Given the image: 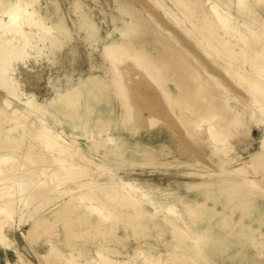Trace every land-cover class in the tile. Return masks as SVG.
I'll use <instances>...</instances> for the list:
<instances>
[{"label":"bare ground","instance_id":"obj_1","mask_svg":"<svg viewBox=\"0 0 264 264\" xmlns=\"http://www.w3.org/2000/svg\"><path fill=\"white\" fill-rule=\"evenodd\" d=\"M175 1L179 8L183 11L181 12L180 10V14H184V18L186 15L192 19H195L193 17L199 16V23H195L193 29H195L197 33L202 34L203 38L208 42L206 49H219L221 52L224 51L227 57L229 56V58H231L229 64L232 66L233 64L235 65V67H233L234 73L238 74L242 80L247 81L251 85L252 89L254 90V94H256L257 90L264 92V85L259 80L250 75L253 72L247 74L246 72H249V70L244 68L242 64L239 65L240 59L249 56L247 55V52L244 50V48H242V51L239 52L235 47L232 46L234 41L233 38L236 39L240 37L244 40L246 38V36L242 35L241 30L231 25L233 18L232 14L225 10L224 6H220V4L214 0ZM35 2L37 3V0H0V89L2 90L0 97V240L4 241L5 239H9L6 234V227H11L13 225L12 217L14 216L16 209L19 208L18 202L23 200L20 204L21 210H23L22 208L25 210L28 208L29 210V208H31L30 205L34 203L35 199H38L37 201H41L42 199H39L44 197L45 201H49L51 196L47 195V192L53 187V189H55L58 194L69 193L70 197L68 202L66 201L63 206H60V208L43 215H38V212H36V214L30 213V216L34 215V217H36L37 215V217L35 218V221L31 225L30 229L27 231L31 241L38 242L40 240L42 241L41 245L48 244V252L45 254L44 258L47 261L53 260L52 255H50V253L53 251V254L55 255L54 258L56 260L62 258V256L65 255L75 264H132L130 259L120 257V255L125 254V251H127L128 241L125 240V238L135 235L136 240L140 241L139 238L147 235L146 231L149 229V235L160 234L165 236L171 234V239L169 238L168 240L171 243H177L186 237H190L194 240H192L194 244L191 251H188L186 247L183 248L180 245H178V250H170V257L179 263L181 260H183L185 261V264H226L229 262V264H264V261H260L258 259V255L264 253V248L259 245L261 241L259 240V236L257 234L247 237L245 242L246 250L243 254L241 252L243 249H240V247H238L237 250H234V252H229L230 249L236 247L238 244L237 242L242 240L240 237L234 238L235 233L233 231H240L236 223L232 224V228H228L229 231L225 232L224 229H221V232H214V227L219 226L221 228L222 225V219L220 218L216 220L214 216L222 213L223 208L224 210L226 209L225 207L227 205L225 203L221 202L220 206L212 204L207 206L205 205L203 209H200L197 207L199 201H195V199L188 197H179L177 198V202L172 201L171 203L164 205L160 202V200L155 201L153 195L156 197V192L160 191V189L156 190V187L154 186L152 189L142 191L140 190V186L128 179L103 182L104 180L102 177L107 175L104 173L106 172L104 170H107V166L96 162L93 159V155L96 153L94 152L93 148L95 147V151H97V144L106 140L107 136L105 135H110V129L121 128V125L113 126L115 120L103 119L100 116V126L98 128V132H96L94 128L89 132L83 128V123L77 121V117L72 112H67L64 113L63 116H60L54 109L48 110L49 112H46V108H43L38 103H33L35 95L33 93L25 92L20 87L18 78L13 74V70L15 69L14 67L16 66L15 63L18 60H26L30 54V50H33L35 53H41L43 52V48L46 44L50 45V48H52L50 53L52 60L54 59L59 62V67L56 72L59 73L60 71L63 73V77H60L59 74L56 73V75L53 74L49 77V81L52 85L58 84L62 81V79H65V81L69 83V81L72 80L73 73L77 69L81 60L76 57L78 52L81 50L78 51L77 47L69 45V39L73 31L66 25L59 26L53 23L55 26H50L46 22V17L41 12H39V8H37ZM207 2L210 4L209 7L212 14H209L208 11L203 8L201 14L198 15V8L200 6H206ZM119 5L123 11L122 13L125 16L126 14H130L131 16V19L129 20L118 17V21L122 20L123 24L121 25L115 23V25H113L114 30H120V34L123 35V37L119 40L110 39L109 37L103 38L101 36L99 26L94 22V20H92L90 12L86 9L88 7L87 5L85 8V6L80 3V1L77 2L76 0V4L72 12H75L78 18L76 19L79 20V30H82V32H85L86 34V49H89V52L91 53V51H93L94 45L95 47L100 46L103 56H105L106 59L111 62V70L113 72L112 74H114L112 79L116 85H114V87L118 89V95H120L122 98L120 99L125 102L124 111H128L129 113L131 110L130 108H132V104L134 106L137 103L138 107L135 108L134 106V108L137 110H139L138 108L143 107L145 104L144 101L140 99L133 101V103L132 101L130 102L128 92L125 87V82L128 76L124 75L123 73L124 71L122 67L124 65L122 67L119 65L121 63L125 64L126 60H131V64H133L134 60V63H137L134 65H136L138 70H141L142 67H144V72L147 69L149 72V74L147 72L148 75L151 74L150 76L155 80L156 78L159 79V81L156 80L158 83L164 80L173 81V85L176 88L175 93H173L171 89L165 87L163 82V86L161 85L162 87L160 86V83H155L156 86L159 85V87H161L160 90L162 88L164 89H162V91H164L167 96H165V94L163 95L167 97V99L169 98V104L171 101L173 106L181 107L180 113L177 112V115L184 119V121H188V119H185L187 116L185 113L186 111L193 114L192 116H194V113L200 114L204 120L206 119L207 122H209L207 126L208 137L210 136L216 142H222L224 140L222 135L226 137V135H231V133L234 134V129L232 130L233 132L230 133L231 127L229 126L230 122L228 120L227 121L229 123L227 126L221 123V119H217L218 116H220V112L218 113L216 111L218 109L217 98L212 93H207L205 85L203 86L204 88L201 86L204 83L206 84L205 81H207V78L203 75L199 67L188 59L182 60V57L179 58V56H181L183 53L179 48H177V46L175 47V50L173 49L175 52L171 50V46V49L168 48L167 46L169 45V40L168 45H166L167 48L157 50V53L147 48L146 45H148L149 41L146 40L144 43H141L139 42L138 38H135L137 41L135 42L134 35L137 36V31L143 30L140 24L141 21L139 18L134 17V8L132 6L122 1ZM56 11L59 12V9ZM213 14L216 16L218 21L214 19L215 16H213ZM112 20L116 21L117 19L113 18ZM114 21L111 22L114 23ZM25 26H37V34H30L25 29ZM72 26H74V24ZM157 26L158 25H156V27ZM150 27L152 28V26ZM220 27L223 28L222 33L219 31V29H221ZM155 29L158 31V28ZM50 30L51 34L49 33ZM249 30L250 33H255L254 30ZM110 33L111 32H109V34ZM155 33L156 31L154 30V35ZM156 35L158 36V34ZM157 36V39L154 36L156 40L159 39V36ZM253 36L254 38H262L261 34ZM166 38L164 36L161 41L159 39V42H163V44H165L166 42L164 43V40L167 41ZM198 41L201 42L200 39H198ZM155 47L156 46H154V48ZM260 49L263 51L264 45H261ZM44 52L46 53V51ZM45 59H47V57ZM35 60L37 61V59ZM49 60L51 62V59ZM49 60H47V62ZM54 60L52 63H54ZM134 65L125 66H128L129 70V67ZM139 65L142 67L140 66L139 68ZM126 68L127 67L124 69ZM130 69L132 68L130 67ZM157 72L159 75L156 74ZM139 73L141 74V72ZM227 74L228 73H226V75ZM257 74L261 77V73ZM136 75L138 74L136 73ZM156 75H158V77H155ZM90 76H92V72H90L87 77H85L84 80L86 82L84 81V86H86L91 80H89ZM144 78H142V80H144ZM133 79L134 77L132 80ZM206 85L208 86V84ZM96 86H98V82L92 84V88H96ZM159 87H157V89ZM93 91L95 90L93 89ZM82 99L83 98H81V95L72 96L69 100V103L74 101L82 103ZM48 100L53 103V106L57 101L53 97L51 99L49 98ZM205 100L206 102H204ZM17 101L24 104L25 108L27 109L20 108L17 104H15ZM253 103L257 105L258 103L260 104V101L255 98ZM226 104H228V102ZM205 107L207 108L206 110ZM187 109H189V111ZM228 109L231 110L230 108ZM260 109L263 110L264 114V106L261 104ZM170 110L172 109L170 108ZM136 112L139 113V111ZM232 113L230 112V114ZM47 114H49L48 116H52L56 124L57 121L62 122L64 119H67L66 122L68 123L71 122L73 126L72 133L80 130L78 134H88L89 136H87V138L90 139L93 147L91 149H87L81 139L77 137L78 135H75L74 138L67 136L64 130L58 129L56 126H54V124L49 122L50 118L46 117ZM135 117L137 118L133 122L134 124L131 126L133 128H140V126L143 125V122L139 119L140 115ZM198 118L200 119V117L196 118L197 121L199 120ZM224 118L223 120H225ZM235 119L236 122L239 121L238 118ZM169 120L167 119V121ZM148 121L149 122L147 123V126L149 128L157 124L158 118L151 116L150 120L148 119ZM120 123H122L124 126L126 122L120 119ZM181 125L185 126V129L188 130L186 133L191 131L190 129L186 128L187 126L185 124L181 123ZM236 125H238V123ZM235 126L232 127L235 128ZM176 128L177 127H175V129ZM191 133L194 134L193 132ZM192 134H190L191 138ZM97 135L98 137L100 136L101 139H98L96 137ZM187 136L189 135L187 134ZM231 136H229V138H231ZM109 138L111 141H114L113 136H109ZM261 147L264 148V137L261 141ZM63 153H66L67 155L65 154L63 157L58 156ZM49 155L52 156L51 158L53 159H50ZM89 157L91 158L88 159ZM251 157L250 164H245L243 166L244 168L238 167L236 170L238 172L243 171L242 169L249 171L251 167L256 169V165L260 168H264V150H262V152L253 154ZM72 158L87 159V163L91 162L93 165H95L97 172L98 169H102L104 171L103 175L99 174L97 176L93 174V176H90L89 178H82L83 176H79L78 174L75 176L81 177L80 179L73 180L71 185L68 187L61 186L60 183L56 182L58 177H61L62 175H71V173H73L76 168L74 164H72L73 162H70ZM39 161L42 163L40 164ZM46 162H54L52 164H57L58 166L56 168H52L51 170L49 168L53 165H47ZM28 163H34V165L40 164V167L36 165L35 167L38 168L34 167V169L30 166H27L26 164ZM72 168L73 171H71ZM77 168L82 170L81 167ZM48 169L50 172H48ZM87 170L85 169L86 172ZM252 172L253 170L251 169L250 173L248 172L247 174L250 175ZM261 172L264 176V170ZM75 173H79V171ZM42 176L45 178H42ZM72 176H74V174ZM252 176L254 175L252 174ZM64 179L66 180V178H63V180ZM257 180L258 178L255 180V183ZM52 182L55 184L51 187L49 184ZM220 184L224 186L227 191H229L230 195H232L228 197L230 200L243 197V199L247 201L249 199H254L253 192L262 193L244 186L243 183L236 181L235 179L225 184ZM258 184H262V186H264V184L261 182H258ZM70 200H73V203L69 202ZM32 207L34 208V206ZM35 207L38 210L40 209V211L41 209L45 210L50 208V206L45 207V205L41 204V202H37ZM163 207H166V209L171 212L172 215L161 213ZM177 207H181V209H178ZM25 213L27 214V212ZM20 218L21 220L23 219L22 217H19V219ZM59 222L64 225V228L61 232H59L55 226L56 223ZM225 222L230 223V220L226 217ZM239 222L243 223V219L239 218ZM247 224L249 227L253 229L255 228L256 231L257 227L255 224ZM37 229H40V232L32 234ZM215 241H217V244L221 242V245H217L215 248H212L213 246L210 247ZM145 242L148 241L145 240ZM9 243L11 244V242ZM16 249V251H18L19 255L21 256L22 252L19 250V248ZM137 250L139 251L138 253L141 254L146 252L141 249V247H138ZM66 251H69L70 256H68ZM150 251L151 250H147V255H145V257L142 259V263L163 264V261L159 257L160 255L156 257ZM219 253H233V259H231V261L221 262L215 257V255ZM245 255L250 256V258H247ZM40 262L42 263V261ZM8 264L14 263L8 261Z\"/></svg>","mask_w":264,"mask_h":264},{"label":"rangeland","instance_id":"obj_2","mask_svg":"<svg viewBox=\"0 0 264 264\" xmlns=\"http://www.w3.org/2000/svg\"><path fill=\"white\" fill-rule=\"evenodd\" d=\"M79 1L85 6V8L88 6L86 9L90 12L92 20H94V22L99 26L101 36L103 38L109 37L110 39L114 40H119L123 37V35L120 34V30H114L113 28L115 23L121 25L123 24L122 20L118 21V17H122L127 20L131 19L130 14L125 13V16L122 13L123 11L119 5L120 2L122 1L132 6L134 8V17L139 18L141 21L139 22L143 28V30L137 31V36L134 35V40L135 38H138L139 42L141 43H144L146 40L149 41L148 45L146 46L155 53H157V50L167 47L170 49L172 47L171 50L174 51L175 47L177 46V48H179L183 53L181 56H179V58L182 57V60L188 59L194 62L199 67L203 75L207 78V81L205 82L209 87L205 83L201 86L203 87L205 85L207 93H212L217 98L218 109L216 111L218 113L220 112V116H218L217 119H221V123L227 126L230 122V133L233 132L232 130L234 129V134L231 133V135L233 134L235 136L226 135L225 137L222 135L224 139L222 142L214 141L210 136L208 137L207 126L209 122H207L206 119L205 121L204 118L200 116V114L194 113V116H192L193 114L186 111L185 113L187 116L185 119H188V121H184V119L177 115V112L180 113L181 107L173 106L171 101L169 104V98L167 99V97H165L167 95L164 93V91H162L163 88L160 90V88L163 86L162 84L164 83L165 87L171 89L172 92L175 93L176 88L173 85V81H161L159 83L160 86H162L159 87L158 78H156V80H158L156 81L150 76L151 74L148 75L149 72L147 69L145 73V68L141 65H139V68L141 66L142 69L138 70L136 65H134L137 63H134L135 61L133 60V64H131L132 61L130 59H128L130 61L125 59V64H119L120 67L124 65L122 67L124 75H127L128 78L130 77L129 82L128 78L125 82L128 97L132 103L133 101L140 99L143 100L145 104L143 107H140L138 108L139 110H137L135 108H137L138 105L135 102V108L132 104V108H130L131 110L129 113L128 111H124L125 102L121 100L122 98L120 95H118V89L114 87L115 83L112 79L114 74H112L113 72L111 70L110 64L111 62L107 60L105 56H103L100 46L95 47L94 45L95 49L93 48L91 53L89 52V49H86V34L85 32H82V30H79V20H77L78 18L75 12H72L76 4V0H37V3L35 2V4L37 5V8H39V12H41L46 17V22L50 26L66 25L73 31V37L71 35L69 39V45L77 47L78 51L81 50L76 55V57L81 60L77 69L73 73L72 80H70L69 83H67L65 79H62V81L58 84L52 85L49 81V77L51 75L56 73L59 74L60 77H63V73L60 71L59 73L56 72L59 67V62L53 59L55 64L52 63L53 60L50 55L52 48H50V45L46 44L43 48V52L41 53H35L33 50H30V56L28 55L29 58L27 57L28 60H18L15 63L16 66L13 70V74L19 80L20 87L27 93H33L35 95L33 103H38L43 108H46V112H49L48 110L54 109L60 116H63L64 113L72 112L77 117V121L83 123V128L89 132L93 130V128L96 130V132H98V128L100 126V116L103 119L115 120L113 126L121 125V128L109 130L110 135H105L107 136L106 140L97 144V151H95V147L93 148L94 152H96L95 154L92 153L94 154L93 159L96 162L107 166V170H104L106 172H104L102 169V171L98 169L97 172L95 165H93L91 162L87 163V159L72 158L70 162H73L72 164H74L76 167L74 171H79V173H75L72 168L71 171H73V173H71V175H62V178L58 177L56 182L60 183L61 186L68 187L71 185L73 180L80 179V175L83 176L82 178H89L90 176H93V174L97 176L99 174L103 175L104 172L107 175L102 177L104 180L103 182L128 179L140 186V190L142 191L152 189L153 186L156 187V190L160 189V191L156 192L157 196L155 197V195H153V197L155 201L160 200V202L164 205L171 203L172 201L177 202V198L179 197H188L195 199V201H199L197 207L200 209H203L205 205L207 206L211 204L220 206V203L222 202L227 205L225 207L226 209L224 210L223 208L222 213L214 216L216 220L220 218L222 219V225L221 228L219 226L214 227V232H221V229H224L225 232L229 231L228 228H232V224L236 223L240 231H233L235 233L234 238L240 237L242 239L237 242L238 244L236 247L230 249L229 252H234V250H237V248L240 247V249H243L241 252L244 254L246 250V239L248 236H252L254 234L259 236V240L261 241L259 245L264 248V186H262V184L259 185L260 183L258 184V182L264 184V176L261 172L264 170V168H260L257 165L256 169L251 167L253 172L250 175L247 173H250L251 169L249 171L242 169L243 171L239 172L236 170L238 167L244 168L243 166L245 164H250L252 158L251 156L264 150V148L261 147V141L264 137V114L263 110L260 109V104L264 106V92L257 90L256 94H254V90L252 89L251 85L247 81L242 80L238 74L234 73L233 67H235V65L233 64L232 66L229 64L231 58H229V56L227 57L224 51L221 52L219 49H206L208 42L203 38L202 34L197 33L196 30L193 29L194 24L199 23V16L193 17L195 19H192L186 15L184 18V14H180L181 9L175 0H77V2ZM214 1H217L220 6H224V9L232 14L233 18L231 25L241 30L242 35L246 36L245 40L241 39L240 37L236 39L233 38L234 41L232 40L233 47H235L239 52H241L242 48H244V50L247 52V55L249 56L240 59L239 65L242 64L244 68L249 70V72H246L247 74L253 72L250 75H252L264 85V50L261 51L260 49L261 45H264V0ZM209 5V2H207L206 6H200L197 10V14L200 15L203 8H205L209 14H212ZM58 9L59 12L56 11ZM181 12L183 11L181 10ZM213 16L215 15L213 14ZM112 17L117 20H112ZM214 19L217 20L216 16ZM111 21H114V23ZM71 22L74 24V26H72L73 24ZM155 24L158 26L156 27ZM150 26H152L153 29ZM36 27L37 26H25V29L30 34L32 33L35 35L37 34L36 32H38ZM155 28H158V31ZM220 28L221 29H219V31L222 33L223 28ZM249 29L254 30L255 33H250ZM154 30L156 31L155 35ZM159 30H161L163 33ZM50 32L51 30L49 33ZM109 32L111 33L109 34ZM156 34H158L160 41L164 36L165 38L167 37V41L164 40V43L166 42L167 44L159 42V39L156 40ZM260 34L262 37L261 39L254 38L253 36ZM198 39H200L201 42L198 41ZM135 42L137 41L135 40ZM166 45L168 46L166 47ZM154 46L156 47L154 48ZM44 51H46V53ZM45 56L47 59H45ZM35 59H37L39 62H37ZM49 59H51V62ZM47 60L49 61L47 62ZM125 65H134L135 67L130 66L132 69L129 67L128 70V66ZM125 67L127 68L124 69ZM142 71L145 75L142 73ZM90 72H92V76L89 77V80H91H88L89 82L86 86H84V79ZM139 72H141V74ZM136 73L138 75H136ZM226 73L228 74L226 75ZM257 73H261V77L258 76ZM156 74L159 75L158 72ZM158 75L155 77H158ZM133 77L134 81L132 80ZM142 78H144V80H142ZM96 82H98V86H96V88H92V84ZM155 82L158 83V86H156ZM157 87H159V90ZM93 89L96 92L93 91ZM1 92L2 90L0 89V97ZM163 94H165V96ZM77 95H81V98H83L82 103H78L77 101L69 103L70 98ZM220 95L226 98L228 97L227 100H229L227 101L226 98H223ZM52 97L57 100L54 106L53 103L48 100ZM255 98L260 101V104H257L258 106L253 103ZM204 102H206V100ZM227 102L228 104H226ZM15 104H17L22 109H27L25 108L24 104L20 103L19 101L15 102ZM170 108L172 110H170ZM228 108H230L232 111ZM206 109L207 108L205 107V110ZM187 110L189 111V109ZM136 111H139V113ZM230 112L233 113L230 114ZM48 115L49 114H47L46 117L50 118L49 122L54 124V126H56L58 129L64 130L67 136L74 138L75 135H78L77 137L81 139L87 149H91L93 147L90 139L87 138V136H89L88 134H78L80 130L72 133V123L66 122L67 119H64L65 121L63 120L62 122L57 121L56 124L52 116ZM138 115H140L139 119L143 122V125H141L140 128H133L131 125L134 124L133 122L137 118L135 116ZM151 116L158 118V121L155 126L148 128L147 123L149 122L148 119L150 120ZM197 117H200V119L198 118V121L196 119ZM166 118L168 120L171 119L169 120L170 122L167 121ZM223 118L225 120H223ZM235 118H238L239 121L236 122ZM120 119L126 122L124 126L122 123H120ZM181 123L185 124L187 126L186 128L190 129L191 131L189 130L190 132L186 133L188 130L185 129V126H182ZM237 123L238 125H236ZM231 125L235 126V128ZM174 126L177 128L175 129ZM191 132H193L195 135ZM187 134L189 136H187ZM190 134H192V138L190 137ZM109 136H113L114 141H111ZM229 136H231V138H229ZM96 137L101 139V137H98V135ZM65 154L66 153L57 155L59 157H63ZM49 157L50 159H53L51 158L52 156L49 155ZM90 158L91 157L88 159ZM52 163L49 162L47 165ZM40 164L36 165L40 167ZM26 165L30 166L31 168L36 166L34 163H28ZM57 166V164H54L49 169L52 170V168H56ZM77 167H81L82 170H79ZM85 169H88L87 172ZM48 172H50V170ZM73 174L74 176H72ZM78 174L79 176L76 177L75 175ZM252 174L254 176H252ZM42 178L45 177L42 176ZM63 178H66V180H63ZM257 178L260 181L257 180L255 183ZM234 179L243 183L244 186L262 193L253 192L254 199H249L247 201L244 200L243 197L230 200L228 197L232 195H230L229 191H227V189H225L220 183L225 184ZM54 184L55 183L52 182L49 185L52 187ZM50 189L47 192V195L51 196L49 201H45L44 197H39V200H42L37 201L38 199H35L36 202L34 201V203L30 205L31 208H29V210L28 208L26 209L27 211L24 208H22L23 210L20 209V204L23 200L18 202L19 211L16 209V214L14 213V216L12 217L13 225L11 227H6V234L9 239H5L4 241L0 240V264H8V261H11L14 264H46L48 262V264H75L65 255H63L62 258L56 260L54 258L55 255L53 254V251L50 253L53 260L47 261L44 258L45 254L48 252V244L41 245L42 241L40 240L38 242L31 241L29 239V234L27 233L35 221V218L37 217V215L36 217H34V215L30 216V213L36 214V212H38V215H43L60 208V206H63L66 201L68 202L70 197L69 193L58 194L55 189H53V187ZM37 202H41V204H44L45 207L50 206V208L45 210L41 209L40 211V209L38 210L36 208L37 206L35 207ZM69 202L73 203V200H70ZM32 206H34V208ZM177 208L181 209V207ZM24 211L27 212V214ZM161 213L172 215V213L169 212L166 207L162 208ZM19 217H25L26 219L23 218L22 221L21 218L19 219ZM226 217L230 220V223L225 222ZM239 218L243 219V223L239 222ZM247 223L255 224L257 229H259H256L255 231V228L253 229L249 227ZM55 226L59 232H61L64 228V225L61 222L56 223ZM37 230H35L36 232L34 231L32 234L40 232V229ZM148 230L146 231L147 235L139 238L140 241L136 240L135 235L126 237L125 240L128 241L127 251H125V254L120 255V257L130 259L132 264H143L142 259L145 257V255H147V250H151L150 252H152L156 257L160 255L159 257L163 261V264H185V261L183 260H181L180 263L175 261L172 257H170L169 252L170 250H178V245L182 246L183 248L186 247L188 251H191L194 244V240L192 238L186 237L177 243H171L168 241L169 238L171 239V234L165 236L160 234L149 235ZM145 240L148 242H145ZM9 242H11V244ZM213 243L214 244L210 246H213L212 248L217 247V245H221V242L217 244V241H215ZM138 247H141V249L146 252H143L142 254L138 253ZM16 248H19V250L22 252L21 256L19 255L18 251H16ZM66 253L68 256H70L69 251H66ZM233 255V253H219L215 255V257L221 262H226L231 261V259H233ZM246 257L250 258L248 255ZM258 259L260 261H264V253L258 255ZM40 261H42V263Z\"/></svg>","mask_w":264,"mask_h":264}]
</instances>
